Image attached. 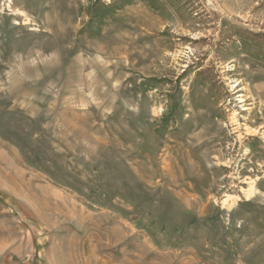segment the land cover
Instances as JSON below:
<instances>
[{
  "label": "rangeland",
  "instance_id": "374dc122",
  "mask_svg": "<svg viewBox=\"0 0 264 264\" xmlns=\"http://www.w3.org/2000/svg\"><path fill=\"white\" fill-rule=\"evenodd\" d=\"M0 264H264V0H0Z\"/></svg>",
  "mask_w": 264,
  "mask_h": 264
},
{
  "label": "bare ground",
  "instance_id": "6f19581e",
  "mask_svg": "<svg viewBox=\"0 0 264 264\" xmlns=\"http://www.w3.org/2000/svg\"><path fill=\"white\" fill-rule=\"evenodd\" d=\"M249 194H251V191L249 192ZM249 194H248V195H249ZM231 198H232V196H231V195H228L227 198L224 200V202L229 201Z\"/></svg>",
  "mask_w": 264,
  "mask_h": 264
}]
</instances>
